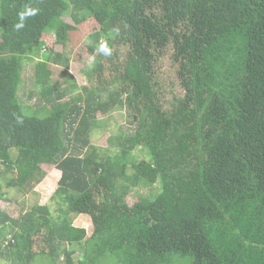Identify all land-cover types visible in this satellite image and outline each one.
I'll return each instance as SVG.
<instances>
[{"label":"trees","instance_id":"16d2710c","mask_svg":"<svg viewBox=\"0 0 264 264\" xmlns=\"http://www.w3.org/2000/svg\"><path fill=\"white\" fill-rule=\"evenodd\" d=\"M87 21L89 86L72 95L49 65L70 82ZM30 64L37 107L19 98ZM113 112L126 127L94 146ZM50 168L53 206L0 207V263L264 264V0H0V200Z\"/></svg>","mask_w":264,"mask_h":264},{"label":"rangeland","instance_id":"374dc122","mask_svg":"<svg viewBox=\"0 0 264 264\" xmlns=\"http://www.w3.org/2000/svg\"><path fill=\"white\" fill-rule=\"evenodd\" d=\"M95 28H97V24L95 22L87 21L86 23L80 25L76 32L69 34L65 52H67L71 58L69 62V67L65 69L64 72V78L67 77L70 80L69 83L64 82L63 78L61 77V70L64 68L49 65V68L53 72L51 76L53 84H58L60 88H64L71 83H76V91H74L72 95L76 94V92H80L81 90H83V88L89 86L86 82V78L84 77L83 69L86 66L90 65L94 58V56L88 54L86 48L91 44V41L87 39V36L92 33ZM46 43L49 46L52 43V39L46 38ZM34 88V68L32 67V64H30L25 70L24 83L21 85V88L19 90V98L25 106L37 107L38 105H40V103L36 101L34 96L31 97L30 91ZM66 99H70V97L67 96ZM109 114L111 115H103L102 117H99V121H101L104 126L103 128L96 129L94 131L93 136L91 138V142L94 146L100 148L106 147L108 136H110L112 133H115L116 128L118 126L126 127L125 113L113 112ZM58 178V173H56L51 168L48 169L43 181L39 185L35 186L34 189L26 195H21L16 191L7 189L5 186H3V194L5 197L4 199L0 200V207L9 216L18 218L21 215V212L27 211L35 205L53 206L50 198L53 195L55 189L57 188ZM135 199L136 198L134 196H129L128 203L131 205ZM73 226L77 228H85L87 236H90L92 232V225L89 219L83 217L76 219L73 222ZM78 255L79 252H77L76 250L73 257L77 258ZM59 264H63L61 260Z\"/></svg>","mask_w":264,"mask_h":264},{"label":"clouds","instance_id":"9594fccd","mask_svg":"<svg viewBox=\"0 0 264 264\" xmlns=\"http://www.w3.org/2000/svg\"><path fill=\"white\" fill-rule=\"evenodd\" d=\"M38 12V9L36 8H31V7H25V9L21 12L18 13V16H19V23L15 24V29L16 30H19L21 28L24 27V21L27 17H31V16H35ZM98 51L99 53L107 56V55H110V49L109 47L107 46L106 43L104 42H101L99 44V47H98Z\"/></svg>","mask_w":264,"mask_h":264}]
</instances>
